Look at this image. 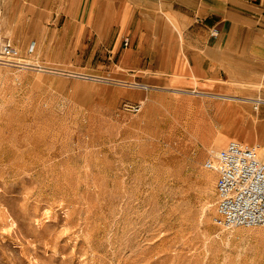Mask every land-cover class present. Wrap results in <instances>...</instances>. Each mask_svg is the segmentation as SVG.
<instances>
[{"label":"rangeland","instance_id":"374dc122","mask_svg":"<svg viewBox=\"0 0 264 264\" xmlns=\"http://www.w3.org/2000/svg\"><path fill=\"white\" fill-rule=\"evenodd\" d=\"M104 23L35 20L0 62V264H264V226L214 223L205 167L232 140L264 161V102L170 83Z\"/></svg>","mask_w":264,"mask_h":264},{"label":"crops","instance_id":"0c3cea01","mask_svg":"<svg viewBox=\"0 0 264 264\" xmlns=\"http://www.w3.org/2000/svg\"><path fill=\"white\" fill-rule=\"evenodd\" d=\"M69 3L0 0V34L16 42L31 35L35 20L105 22L98 25L103 31L117 28L130 38L125 49L157 47V74L171 69L170 83L175 73L193 90L240 99L238 94L248 93V100L264 102V0H89L93 8L86 18L70 15ZM97 4L109 6L108 12H95ZM22 22H30L27 32Z\"/></svg>","mask_w":264,"mask_h":264},{"label":"built area","instance_id":"2783aa9c","mask_svg":"<svg viewBox=\"0 0 264 264\" xmlns=\"http://www.w3.org/2000/svg\"><path fill=\"white\" fill-rule=\"evenodd\" d=\"M123 45L127 48L130 38H124ZM14 51L10 39L0 38V62L15 64ZM130 109L139 112L141 106L136 104ZM205 167L218 176L214 223L226 229L264 226V161L259 158L257 147L232 140L213 152Z\"/></svg>","mask_w":264,"mask_h":264},{"label":"bare ground","instance_id":"6f19581e","mask_svg":"<svg viewBox=\"0 0 264 264\" xmlns=\"http://www.w3.org/2000/svg\"><path fill=\"white\" fill-rule=\"evenodd\" d=\"M10 35V34H9ZM0 38H1V35H0ZM16 54V53H15ZM14 57V56H13ZM15 58H17V57H15ZM32 59V58H31ZM26 61H27V63H32V61L31 60H29V59H25ZM34 64H35V62H34ZM27 66H29V65H27ZM40 67V66H39ZM27 68H29V67H27ZM31 68V67H30ZM35 68V67H34ZM37 68V67H36ZM57 73V72H56ZM193 92H195V91H193ZM202 94H206V93H202ZM207 95V94H206ZM211 96H215V97H220V98H224V99H232V100H235V99H238L237 97H232V96H217V95H211ZM260 101V100H259ZM259 101H256V102H259Z\"/></svg>","mask_w":264,"mask_h":264}]
</instances>
